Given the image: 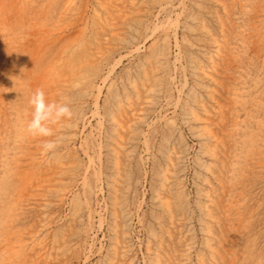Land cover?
Masks as SVG:
<instances>
[{
	"label": "rangeland",
	"instance_id": "obj_1",
	"mask_svg": "<svg viewBox=\"0 0 264 264\" xmlns=\"http://www.w3.org/2000/svg\"><path fill=\"white\" fill-rule=\"evenodd\" d=\"M22 1L0 0L23 10L0 24V264H264V0ZM37 89L71 112L48 136Z\"/></svg>",
	"mask_w": 264,
	"mask_h": 264
},
{
	"label": "clouds",
	"instance_id": "obj_2",
	"mask_svg": "<svg viewBox=\"0 0 264 264\" xmlns=\"http://www.w3.org/2000/svg\"><path fill=\"white\" fill-rule=\"evenodd\" d=\"M29 103L34 111L32 112V120L28 124V131L33 135H51V130L46 127V124L48 122L55 123L62 117L71 115L70 109L66 105L47 103L43 89H37L31 96ZM43 147L45 150H50L55 147V143L46 142Z\"/></svg>",
	"mask_w": 264,
	"mask_h": 264
},
{
	"label": "bare ground",
	"instance_id": "obj_3",
	"mask_svg": "<svg viewBox=\"0 0 264 264\" xmlns=\"http://www.w3.org/2000/svg\"><path fill=\"white\" fill-rule=\"evenodd\" d=\"M22 1V0H21ZM223 1V0H222ZM221 1V2H222ZM9 2V1H8ZM16 2H18V1H16ZM2 2H0V4H1ZM15 3V2H14ZM22 3H23V1H22ZM21 3V6H20V8L22 9L23 8V4ZM112 3V2H111ZM245 3V2H244ZM105 4V3H104ZM257 4V3H256ZM14 5H18V4H14ZM107 5V4H106ZM226 5V4H225ZM19 6V5H18ZM114 6H119V5H114ZM13 7V6H12ZM16 7V6H15ZM211 7V6H210ZM1 8V7H0ZM115 8V7H114ZM119 8V7H118ZM246 8H247V6H246ZM2 9H3V6H2ZM11 9H13V8H11ZM39 9V8H38ZM18 10H19V8H18ZM100 10V9H99ZM7 11V10H6ZM9 11H10V9H9ZM26 11V10H25ZM32 11V10H31ZM30 11V12H31ZM258 11V10H257ZM262 11V10H261ZM23 12V10H21L20 12H14L13 14H11L10 16L11 17H1L0 18V24L2 25V26H7L8 24H11L12 22L11 21H13V22H15V23H18L17 21H19V20H17V18L19 19L20 17H22V15H18V14H20V13H22ZM27 12V11H26ZM28 14V13H27ZM26 14V15H27ZM43 15V14H42ZM251 17V16H250ZM254 17V16H253ZM157 18V17H156ZM169 20V19H168ZM173 23V22H172ZM173 25V24H172ZM43 26V25H42ZM68 26V25H67ZM158 26V25H157ZM29 27V26H28ZM162 28V27H161ZM6 29V28H5ZM60 29V28H59ZM60 31V30H59ZM91 32V31H90ZM0 33H1V31H0ZM49 33V32H48ZM83 33V32H82ZM41 35V34H40ZM78 35V34H77ZM48 37V36H47ZM149 37V36H148ZM41 38H44V37H41ZM54 38V37H53ZM16 40H23V35L22 36H20V37H18V38H15ZM15 39H13L12 40V43H16V40ZM75 39V38H74ZM19 40V41H20ZM41 40V39H40ZM49 40H50V38H49ZM48 40V41H49ZM53 40H56V39H53ZM47 41V40H46ZM217 41H218V39H217ZM216 41V42H217ZM262 41V40H261ZM37 42H38V40H37ZM219 42V41H218ZM39 43V42H38ZM41 43V42H40ZM47 43V42H46ZM220 43V42H219ZM73 44V43H72ZM79 44L80 43H78V46H79ZM45 45V44H44ZM70 45V44H69ZM38 47H39V45H37ZM40 46H42V45H40ZM66 46V45H65ZM77 46V45H76ZM45 47V46H44ZM72 47V46H71ZM164 47V46H163ZM26 48V47H25ZM37 48V47H36ZM35 47H34V49L35 50H37ZM63 48V47H62ZM68 48V47H67ZM70 48V47H69ZM73 48V47H72ZM74 48H77V47H74ZM100 48V47H99ZM159 48V47H158ZM1 49H3V48H1ZM45 49V48H44ZM78 49V48H77ZM163 49V48H162ZM6 50V49H5ZM4 50V51H5ZM31 50V49H30ZM65 50H66V48H65ZM74 50V49H73ZM135 50V49H134ZM159 50V49H158ZM217 50H218V48H217ZM3 51V52H4ZM34 51V50H33ZM135 51H138L137 49L135 50ZM60 52V51H59ZM58 52V53H59ZM67 52H70V51H67ZM220 52V51H219ZM63 53V52H62ZM69 54V53H68ZM71 54H73V52L71 53ZM71 54L70 55H68L67 56V58L68 57H71ZM153 54H154V52H153ZM225 54V53H224ZM218 55V54H217ZM12 56V55H11ZM34 56V55H33ZM37 56V55H36ZM125 56V55H124ZM154 56H156V55H154ZM234 56H236V55H234ZM233 56V57H234ZM58 57V56H57ZM57 57H56V59H55V56H54V58L53 59H55V61L56 60H58L57 59ZM65 57V56H64ZM223 57V56H222ZM80 58V57H79ZM178 58V57H177ZM30 59V58H29ZM31 59H32V57H31ZM30 59V60H31ZM63 59V58H62ZM81 59H84V57L83 58H81ZM87 59V58H86ZM148 59H150V58H148ZM1 60V59H0ZM33 60V59H32ZM75 60V59H74ZM80 60V59H79ZM28 61V60H27ZM54 61V60H53ZM62 60H61V58L59 59V62H61ZM66 60H64V62H65ZM87 61V60H86ZM63 62V63H64ZM78 62V61H77ZM88 62V61H87ZM74 63H76L75 61H74ZM74 63H72V65L74 64ZM93 63V62H92ZM14 64V63H13ZM12 64V65H13ZM51 64V63H50ZM65 64V63H64ZM77 64V63H76ZM80 64V63H79ZM81 64H83V63H81ZM118 64V63H117ZM151 64V63H150ZM234 64V63H233ZM11 65V64H10ZM9 65V66H10ZM54 64H52V66H53ZM68 65V64H67ZM71 65V66H72ZM78 65V64H77ZM56 65H54L53 66V68L51 67V72L52 71H54V73H55V69H54V67H55ZM76 66V65H75ZM74 66V67H75ZM10 67H12V66H10ZM34 67V66H33ZM112 67V66H111ZM2 68V67H1ZM47 68H48V65H47ZM46 68V69H47ZM60 68V67H59ZM72 69H73V66L71 67ZM77 68V67H76ZM228 68V67H227ZM28 72H29V70H28ZM31 72V71H30ZM57 72V71H56ZM72 73L74 72V74H76L77 75V72H75V69H73L72 71H71ZM205 72V71H204ZM50 72H48V74H49ZM41 75V74H40ZM39 75V76H40ZM68 75V74H67ZM84 75V74H83ZM160 75V74H159ZM226 75V74H225ZM108 76V75H107ZM140 76V75H139ZM41 77H44V76H41ZM45 77H48L47 76V74H46V76ZM59 77V76H58ZM65 77V76H64ZM67 77V76H66ZM35 78H37L36 76H35ZM60 78V77H59ZM83 78V77H82ZM107 78V77H106ZM41 79V78H40ZM51 79V78H50ZM140 79V78H139ZM221 79V78H220ZM237 79V78H236ZM16 80V79H15ZM20 80V79H19ZM219 80V79H218ZM21 81V80H20ZM101 81V80H100ZM104 81V80H103ZM7 82V81H6ZM53 82V81H52ZM56 82V81H55ZM61 82V81H60ZM68 82V81H67ZM104 82H106V81H104ZM31 83V82H30ZM32 83H34L33 81H32ZM40 83V82H39ZM38 83V84H39ZM49 84H51V83H49ZM48 84V85H49ZM24 85V84H23ZM43 86H45V85H43ZM11 87V86H10ZM35 88H36V86H34ZM40 88H43V87H40ZM10 89V88H9ZM28 89V88H27ZM97 91H98V89H97ZM155 91V90H154ZM238 91V90H237ZM1 92V91H0ZM99 92V91H98ZM2 94V93H1ZM21 94V93H20ZM3 95V94H2ZM1 96V95H0ZM63 96V95H62ZM2 97V96H1ZM47 97V96H46ZM233 97V96H232ZM31 98V97H30ZM120 98V97H119ZM3 99V98H2ZM230 100V99H229ZM155 103V102H154ZM3 104V103H2ZM118 105V104H117ZM152 105V104H151ZM1 107V106H0ZM3 109V108H2ZM32 112V111H31ZM92 112H94V111H92ZM91 112V113H92ZM113 113V112H112ZM29 114V113H28ZM88 116V115H87ZM93 118V117H92ZM204 119V118H203ZM223 122H224V120H223ZM56 123V122H55ZM63 123V122H62ZM75 124V123H74ZM70 125V124H69ZM117 125V124H116ZM219 125V124H218ZM68 126V125H67ZM200 127V126H199ZM63 128V127H62ZM25 129H27V128H25ZM52 129V128H51ZM54 129V128H53ZM198 129V128H197ZM81 130V129H80ZM83 131V130H82ZM68 134V133H67ZM62 135V134H61ZM64 135V134H63ZM28 136V135H27ZM60 136V135H59ZM31 137V136H30ZM124 137V136H123ZM147 140V139H146ZM201 140V139H200ZM47 141V140H46ZM51 142V141H50ZM31 143V142H30ZM41 143V142H40ZM147 143V142H146ZM43 144V143H42ZM85 144V143H84ZM101 144V143H100ZM102 145V144H101ZM148 145V144H147ZM145 146H146V144H145ZM38 147V146H37ZM41 147V146H40ZM113 147V146H112ZM30 149V148H29ZM88 149V148H87ZM30 150H33V149H30ZM39 149H37L36 151H38ZM56 150V149H55ZM41 151V150H40ZM4 152V151H3ZM33 152V151H32ZM23 155V154H22ZM26 155V154H25ZM33 155V154H32ZM32 155H29V157H32ZM97 155V154H96ZM24 156V155H23ZM35 156V155H34ZM33 156V157H34ZM37 158H38V156H37ZM40 158V157H39ZM36 159V158H35ZM92 159V158H91ZM24 161V160H23ZM27 162H29L30 160H26ZM73 161H75V160H73ZM62 162V161H61ZM66 162V161H65ZM65 162H62V164L63 163H65ZM173 162V161H172ZM60 163V162H59ZM18 164V163H17ZM69 164V163H68ZM44 165V164H43ZM73 165L74 164H72V167H73ZM167 165V164H166ZM13 166V165H12ZM57 166V165H56ZM59 166V165H58ZM63 166H64V164H63ZM70 166V165H69ZM68 166V167H69ZM22 167V166H21ZM71 167V166H70ZM40 168V167H39ZM60 168V167H59ZM59 168H57V169H59ZM41 169V168H40ZM56 168H53V169H51V171H49L48 172V174L46 175V174H44V175H42V173H41V176H43L44 177V179H49V180H51L52 181V178H56V179H59L60 178V175L63 173V171L60 169V170H57ZM32 170V169H31ZM63 170H65V168L63 167ZM87 170V169H86ZM208 170H209V168H208ZM26 171H28L29 172V170H26ZM68 171V170H67ZM95 171H97V170H95ZM102 171V170H101ZM170 171V170H169ZM34 172V171H33ZM41 172V171H40ZM65 172V171H64ZM165 172V171H164ZM164 172H160V173H164ZM35 173V172H34ZM47 173V172H46ZM172 173V172H171ZM33 174V173H32ZM36 174V173H35ZM40 174V173H39ZM66 174H68V173H64L63 174V176L64 175H66ZM25 176H26V174H24ZM31 175V174H30ZM94 175V174H93ZM96 175V174H95ZM163 177H164V175L165 174H161ZM200 175H201V173H200ZM21 176V175H20ZM24 176V177H25ZM38 176V175H37ZM36 176V177H37ZM40 176V175H39ZM38 176V177H39ZM71 176V175H70ZM84 176V175H83ZM161 176V177H162ZM14 177V176H13ZM102 177V176H101ZM35 178V177H34ZM166 178H167V175H166ZM23 179V178H22ZM30 180H31V178H29ZM56 179H53V181H56ZM2 180V179H1ZM102 180V179H101ZM164 180V179H163ZM167 180H168V178H167ZM61 181L62 180H60V183H61ZM88 181V180H87ZM31 182V181H30ZM33 182V181H32ZM59 182V181H58ZM81 182H83V181H81ZM85 182V181H84ZM160 182V181H159ZM56 183V182H55ZM27 184V183H26ZM53 184V183H52ZM57 184V187H59V186H61L60 184H58V183H56ZM56 184H53V185H56ZM78 184V183H77ZM164 184V183H163ZM59 185V186H58ZM49 186H50V184H49ZM64 185H62V187H63ZM77 186V185H76ZM160 186V185H159ZM28 187V186H27ZM44 187V186H43ZM42 187V188H43ZM53 187V186H52ZM67 187V186H66ZM83 187V186H82ZM85 187V186H84ZM164 187V186H163ZM39 188H41V187H39ZM54 188V187H53ZM60 188V187H59ZM68 188V187H67ZM20 190V189H19ZM72 191V190H71ZM225 191V190H224ZM102 192V191H101ZM157 192V191H156ZM17 194H19V193H17ZM157 197V196H156ZM158 198V197H157ZM100 205H102V204H100ZM171 205V204H170ZM79 211V210H78ZM90 212V211H89ZM98 213V212H97ZM127 215V214H126ZM102 217V216H101ZM157 217V216H156ZM228 217H229V214H228ZM102 220V219H101ZM235 227V226H234ZM44 228V227H43ZM231 228V227H230ZM236 228H237V226H236ZM93 232V231H92ZM223 232V231H222ZM31 235V234H30ZM116 235V234H115ZM151 235V234H150ZM124 236V235H123ZM20 237V236H19ZM22 237V236H21ZM42 237V236H41ZM8 238V237H7ZM27 240L28 239H26V242H27ZM234 240H236V239H234ZM24 242V241H23ZM26 242H24V243H26ZM192 242V241H191ZM18 243V242H17ZM17 243H16V245H17ZM222 243H224V242H222ZM23 244V243H22ZM66 245V244H65ZM58 248V247H57ZM29 249H31V248H29ZM90 249V248H89ZM130 249V248H129ZM213 249H214V246H213ZM10 250H12V249H10ZM29 251V250H28ZM206 251V250H205ZM18 251H16V253H17ZM20 252V251H19ZM26 252V251H25ZM90 254V253H89ZM8 255H9V253H8ZM22 255V254H21ZM222 255V254H221ZM23 256V255H22ZM22 256H21V258H22ZM235 258V257H234ZM7 261V260H6ZM22 261V260H21ZM212 261V260H211ZM12 262V261H11ZM14 262V261H13ZM168 263V262H167ZM15 264V263H14Z\"/></svg>",
	"mask_w": 264,
	"mask_h": 264
}]
</instances>
